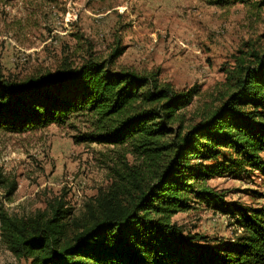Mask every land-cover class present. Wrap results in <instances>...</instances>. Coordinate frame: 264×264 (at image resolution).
Returning <instances> with one entry per match:
<instances>
[{
    "label": "trees",
    "instance_id": "obj_1",
    "mask_svg": "<svg viewBox=\"0 0 264 264\" xmlns=\"http://www.w3.org/2000/svg\"><path fill=\"white\" fill-rule=\"evenodd\" d=\"M10 1L0 0L3 9ZM121 52L118 42L107 59L63 62L55 74L25 80L0 72V131L21 134L82 118L88 129L76 142L120 150L109 186L77 215L59 199L29 217L0 207V241L16 264H264V195L242 207L207 185L230 169L264 174V51L236 56L218 104L186 127L181 110L194 90L176 91L150 71L115 70ZM223 150L229 160L202 164ZM191 198L235 218L239 235L212 243L171 222L190 209Z\"/></svg>",
    "mask_w": 264,
    "mask_h": 264
},
{
    "label": "rangeland",
    "instance_id": "obj_2",
    "mask_svg": "<svg viewBox=\"0 0 264 264\" xmlns=\"http://www.w3.org/2000/svg\"><path fill=\"white\" fill-rule=\"evenodd\" d=\"M255 1L11 0L5 10L0 2V72L13 80L55 74L63 62L77 66L87 58L107 59L119 42L122 52L115 70L150 71L176 91L194 90L181 110L186 127L218 104L236 56L264 51V5ZM87 129L76 118L21 134L0 131V207L12 216L29 217L59 199L77 215L86 201L106 190L120 150L76 142L74 137ZM228 157L223 150L216 161L202 164ZM235 171L213 176L207 185L221 192L226 203L258 205L264 174L249 168ZM189 205L170 218L186 233L212 243L239 235L235 218L201 199L191 198ZM16 263L0 241V264Z\"/></svg>",
    "mask_w": 264,
    "mask_h": 264
}]
</instances>
